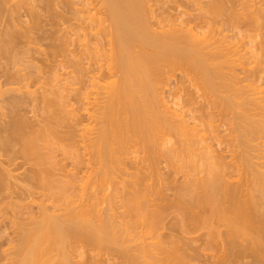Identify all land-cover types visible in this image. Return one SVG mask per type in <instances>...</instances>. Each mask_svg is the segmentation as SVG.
I'll list each match as a JSON object with an SVG mask.
<instances>
[{
  "label": "bare ground",
  "instance_id": "obj_1",
  "mask_svg": "<svg viewBox=\"0 0 264 264\" xmlns=\"http://www.w3.org/2000/svg\"><path fill=\"white\" fill-rule=\"evenodd\" d=\"M262 82L264 0H0V264H264Z\"/></svg>",
  "mask_w": 264,
  "mask_h": 264
},
{
  "label": "rangeland",
  "instance_id": "obj_2",
  "mask_svg": "<svg viewBox=\"0 0 264 264\" xmlns=\"http://www.w3.org/2000/svg\"><path fill=\"white\" fill-rule=\"evenodd\" d=\"M169 4H170V3H169ZM169 4H168V5H169ZM171 4H172V3H171ZM171 4H170V5H171ZM165 5H166V4H165ZM165 5H164V7H167V6H165ZM170 5H169V6H170ZM172 12H173V11H172ZM173 13H175V12H173ZM244 40H245V41H243V42H247V38L244 39ZM241 42H242V40H241ZM241 42H240V43L237 42V46H239L240 44H243V42H242V43H241ZM245 45H246V44H245ZM241 47H242V45L240 46L239 49H241ZM248 47H249V45H248ZM245 48H247V47H245ZM254 64H255V63L252 62V63L249 64L248 66H247V65H244V66H245L244 68H245V69L248 68V67L250 68V67H251L250 65H252V67H253ZM241 67H242V66H241ZM237 68H238V70H239V69H240V66H239V67L237 66ZM238 70H237V73L239 74L238 76L242 77V76L244 75V74H243L244 72H242V75H241V74H240V72H241L240 70H241V69H240L239 71H238ZM242 70H243V69H242ZM60 71H61V70H60ZM64 71H65V70H64ZM61 72H63V70H62ZM177 76H179L178 73H177L176 77H177ZM171 80H172V81H171V85H172V84L174 83V81H173L174 78H172ZM261 84H262V85H261ZM261 84L258 85V88H257V90H256V91H258V90H259V91L256 92L255 95L253 94L255 97H260V96H263V97H264V82H262ZM260 89H261V90H260ZM253 95H252V96H253ZM213 97H214V96H213ZM213 97H212V98H213ZM215 97H216V96H215ZM215 97H214V98H215ZM214 98H213V99H214ZM218 99H219V98L217 97V100H218ZM217 102H218V101H217ZM218 109H219V107H218ZM215 110H216V109H215ZM215 110L213 109V111H215ZM221 112H222V113L224 112V113H223L224 116H223L222 114H221V115H222V117L225 118V117L227 116V115L225 114V111H221ZM221 112H219V114H218V112L215 113V114H216V115H215V119L217 118V121L215 120V121L213 122V126L217 124L218 127H217V125H216L215 127H217V128L215 129V127L213 128V126H212V127L208 128V130L203 131V132H204L203 134L206 133L205 135H206V136H207V135L209 136V137H208V141H210V143H209L208 141H206V143H205L204 145H206V144H213V143L211 142L212 139L210 138V137H212V136H213V137H214V136H217L218 138H220V140L223 139L224 141H226V139L229 138L228 136H231V135H232V136L235 135L234 138H236V139H235L236 141H234V144H237V142H238L237 137H238V136L236 135V133L238 134L239 132H238L237 130H236V131H237V132H236V131L234 130V128H233V124L235 123V121L237 122V119H233V120H235L234 123H233V121L230 123V121L232 120V118H234V114H232V118L230 119L231 113L228 114V112H226L229 116H228L227 118H225V120H223L224 118L221 119V115H220ZM219 115H220V116H219ZM217 116H218V117H217ZM235 117H236V116H235ZM219 118H220V119H219ZM226 119H227V120H226ZM218 120H220V121L218 122ZM221 120H223V121H221ZM228 120H229V122H227ZM225 121H226L227 123H229L230 125L227 124ZM220 122H221V123H220ZM222 122H223V123H222ZM224 122H225V123H224ZM214 123H215V124H214ZM218 123H220V124H224V125H220V124H218ZM232 123H233V124H232ZM227 126H228V127H227ZM230 126H231V127H230ZM225 128H226V129H225ZM228 128H229V129H228ZM213 129H215V130H213ZM218 129H219V132H218ZM231 129H233V131H232ZM206 131H207V132H206ZM209 131L211 132V136H210V134H208V133H210ZM216 131H217V132H216ZM212 132H213V134H212ZM221 132H222V133H221ZM226 132H227V133H226ZM232 132H234V133H232ZM235 132H236V133H235ZM231 133H232V134H231ZM201 134H202V132H201ZM214 134H215V135H214ZM216 134H217V135H216ZM219 134H220V135H219ZM226 134H227V135H226ZM229 134H231V135H229ZM233 134H234V135H233ZM221 136H222V139H221ZM224 136H225V137H224ZM240 140H241V139H240ZM253 140H254L253 142H252V140L249 142V143H250L249 146H250L251 143H252V145H251V149L249 150L250 155L252 154V155H251V157H252L251 160L253 161V159H254L255 163H257V162H258V163H259V162L261 163V162L264 161V158H263L264 156H262V155L264 154V153L262 152L263 146L261 145V142L264 141V140H263V139H259V140H258V139H257V140H256V139H253ZM207 142H208V143H207ZM213 142H214V141H213ZM226 142H227V141H226ZM226 142H225V143H226ZM225 143H224L223 145H221V146H228V145H226ZM258 143H260V144H258ZM253 145H254V146L256 145V146L254 147ZM199 146H200V145H198L197 147H199ZM200 147H201V146H200ZM200 147H199V148H200ZM236 147H237V148H236ZM236 147H235V149H234V150H235V153H236V155L238 154L237 157H241L242 154H243V153H242V154L240 153V152H242V150L239 149V147L241 148V145H240V146L238 145V146H236ZM252 147H253V148H252ZM257 147H258V149L256 150ZM200 149H201V148H200ZM200 149H198V151H202V149H201V150H200ZM241 149H242V148H241ZM254 149H255V150H254ZM259 149H261V150H259ZM238 150H239V151H238ZM198 151H196V152H198ZM261 152H262V153H261ZM235 153H234V155H235ZM239 153H240L241 155H240ZM253 154H254V155H253ZM261 154H262V155H261ZM243 155H245V154H243ZM229 156H231V155L229 154ZM258 156H259V157H258ZM233 157H235V156H233ZM233 157L231 156V158H233ZM253 157H255V158H253ZM261 157H262V158H261ZM229 159H230V158L228 157V160H229ZM233 159H235V158H233ZM237 159H238V158H237ZM254 161H253V165H254L255 167H257V164H258V163H257V164H254ZM160 163H162V164H159L160 167H161V168H160V169H161V172H160V173L163 172V174H164V172H165V173L168 172V171H169V168H171L170 165H168V167L166 166L167 163H166V165H165L164 162H160ZM179 163H180V162H179ZM179 163H178V164H179ZM176 165H177V164H176ZM183 165H184V164H183ZM262 168H263V167H262ZM262 168H260V169H262ZM263 169H264V168H263ZM263 169H262V170H263ZM163 174H162V177H163ZM164 175H165V174H164ZM166 175H167V173H166ZM165 177H166V176H165ZM171 177H172V176H171ZM163 178H164V177H163ZM165 179H166V178H164L163 181H162L161 179H159V181L157 180V183L159 182V183H161V185H163V183H164V185H165V182H168V181L171 180V179H170V180L168 179V181H165ZM166 180H167V179H166ZM149 181L151 182L152 180H149ZM155 181H156V180H155ZM113 185H114V184H113ZM107 192H108V191H107ZM107 192H106V193H107ZM168 192H169V191H167V193H168ZM38 193H41V192H38ZM38 193H37V194H38ZM108 193H110V192H108ZM169 193H170V192H169ZM47 201H48V200H47ZM47 201H46V203H47ZM48 202L50 203V200H49ZM49 203H48V204H49ZM118 211H119V209H118ZM138 222H139V220H138ZM138 222H137V223H138ZM140 223H141V222H140ZM203 223H205V222H204V221H200L199 224L197 225V229H198V232H197V233H203V232L206 231V229H207V228H206L207 225H204ZM138 224H139V223H138ZM202 224H203V226H202ZM205 224H206V223H205ZM135 226L137 227V225H135ZM205 226H206V227H205ZM138 229H140V227H138ZM204 230H205V231H204ZM74 244H75V243H74ZM82 244H83V243H82ZM82 244H80V243L77 244V243H76V245H75L76 247L73 245V243L71 244V245H72L71 247L74 246L73 249H75V248L77 249V250L75 249V250H74L75 252L72 253V252H73V249H71V247H70V251L72 250V251L70 252V253H71V258L73 257L72 254H75V255H74V258H72L73 261H74V264H82V263H83V264H90V263H87V262H88V261H87V258L92 257V256H94V257H96V258H98V256H99V258H101L103 252H102L101 250H98V252H99L101 255H100V254H97L98 252L95 251L96 249H98L97 247L94 248V250H93V248L91 249V247H89V246L87 247L86 244H83V245H82ZM79 246H80V247H79ZM81 246H82V247H81ZM92 247H93V246H92ZM80 248H81V249H80ZM84 248H85V250H84ZM79 249H80L81 252L79 251ZM83 250H84L85 252H84ZM92 250H93V251H92ZM86 251H87V252H86ZM96 252H97V253H96ZM208 252H209V251H208ZM76 253H77V254H76ZM80 253L82 254L81 256H83L84 259H86L87 262H86V261L83 262V261H84V260H83V257H81V256L79 257V256H78V255H80ZM83 254H84V255H83ZM96 254H97L98 256H97ZM91 255H92V256H91ZM95 255H96V256H95ZM77 256H78V257H77ZM75 257H77V258H75ZM102 257H105V255H103ZM79 258H80V259H79ZM89 259H90V258H89ZM102 259H103V258H102ZM82 260H83V261H82ZM79 262H80V263H79Z\"/></svg>",
  "mask_w": 264,
  "mask_h": 264
}]
</instances>
